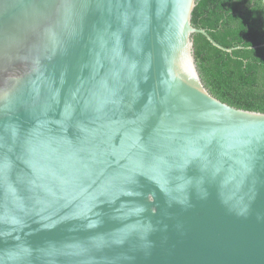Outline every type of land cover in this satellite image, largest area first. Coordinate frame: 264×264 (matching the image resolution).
<instances>
[{"label":"water","instance_id":"1","mask_svg":"<svg viewBox=\"0 0 264 264\" xmlns=\"http://www.w3.org/2000/svg\"><path fill=\"white\" fill-rule=\"evenodd\" d=\"M196 3L0 0V264H264V113Z\"/></svg>","mask_w":264,"mask_h":264},{"label":"trees","instance_id":"2","mask_svg":"<svg viewBox=\"0 0 264 264\" xmlns=\"http://www.w3.org/2000/svg\"><path fill=\"white\" fill-rule=\"evenodd\" d=\"M192 24L233 49L226 53L203 35L193 36L208 91L229 106L264 113V0H197Z\"/></svg>","mask_w":264,"mask_h":264}]
</instances>
